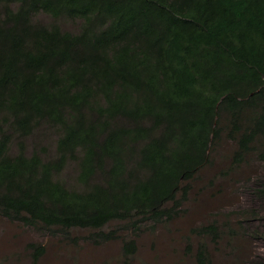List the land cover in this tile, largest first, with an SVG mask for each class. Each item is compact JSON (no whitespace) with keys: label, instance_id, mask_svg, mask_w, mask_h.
Returning <instances> with one entry per match:
<instances>
[{"label":"trees","instance_id":"obj_1","mask_svg":"<svg viewBox=\"0 0 264 264\" xmlns=\"http://www.w3.org/2000/svg\"><path fill=\"white\" fill-rule=\"evenodd\" d=\"M44 126L50 158L27 152ZM226 137L236 163L264 160V0H0V216L94 241L113 220L172 218ZM69 162L75 185L60 177Z\"/></svg>","mask_w":264,"mask_h":264},{"label":"rangeland","instance_id":"obj_2","mask_svg":"<svg viewBox=\"0 0 264 264\" xmlns=\"http://www.w3.org/2000/svg\"><path fill=\"white\" fill-rule=\"evenodd\" d=\"M36 21L57 22L65 30L76 31L80 20L58 19L45 12ZM27 141V152L36 147L46 158L56 154L57 133L44 126ZM45 148L44 150H42ZM237 145L224 138L212 151V163L203 167L190 181L189 192L172 218L156 222L144 219L138 227L128 221L113 220L104 227L114 236L94 241L92 230L75 227L69 235L54 232L0 216V264H254L264 261V200L257 188L264 186V160L249 153L235 162ZM11 150L17 151L13 142ZM78 169L69 162L60 177L69 185L77 184ZM182 191L178 198L182 199ZM174 204L173 202L168 203ZM214 221L220 226V238L203 231ZM232 231L233 233H229ZM135 240L137 249L127 254L125 241ZM44 252L35 261L36 247ZM205 247L206 261L199 259Z\"/></svg>","mask_w":264,"mask_h":264}]
</instances>
